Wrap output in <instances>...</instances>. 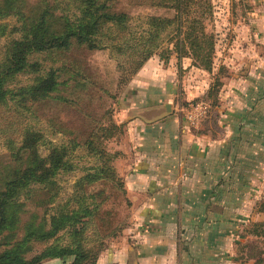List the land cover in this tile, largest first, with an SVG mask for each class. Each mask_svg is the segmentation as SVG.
Returning a JSON list of instances; mask_svg holds the SVG:
<instances>
[{"label":"crops","instance_id":"1","mask_svg":"<svg viewBox=\"0 0 264 264\" xmlns=\"http://www.w3.org/2000/svg\"><path fill=\"white\" fill-rule=\"evenodd\" d=\"M249 2L252 19L264 21V0ZM256 68L254 79L221 82L218 106L195 127L174 113V59L151 58L137 72L116 119L127 140L117 172L130 217L97 264H264V249L248 250L264 238L249 229L264 223L251 222L250 205L251 183H264V60Z\"/></svg>","mask_w":264,"mask_h":264},{"label":"rangeland","instance_id":"2","mask_svg":"<svg viewBox=\"0 0 264 264\" xmlns=\"http://www.w3.org/2000/svg\"><path fill=\"white\" fill-rule=\"evenodd\" d=\"M36 1L29 0L31 4ZM49 1L52 4L55 2L58 8L57 14L59 12L76 13L73 0ZM136 1L118 0L115 9L130 16L129 28L123 33L112 29L110 36L102 39V45L107 46L106 49L86 51L82 48H73L66 54L57 52L33 53L29 56L28 61L39 65V73H20L8 85L9 89L26 87L33 83L34 78L44 76L51 70L56 71L61 86L52 95V98H63L68 100V103L58 99H50L37 104L34 115L21 112V117L14 114V111H18L14 103H9L7 107L0 108V118L2 117L0 126H3V117L5 116L8 117L5 120L7 126H10L8 120L11 119L13 123L9 129L4 127L6 132L0 134V168L8 167V165L13 166V163L9 164L10 154L5 146V139L14 140L17 137V134L13 133L17 124L20 126V131L30 129L42 136V141L45 144L40 142L37 147L38 154L42 159L49 155L51 148L64 147L69 150L66 160L72 167L69 171H60L55 177L56 188L53 193L56 196L52 202L48 200V194L40 185L33 186L34 191L28 199L24 200L21 197L24 206L20 214V227H23L32 217H35L37 221L45 220L49 223L50 217L55 215L57 211L62 209L67 212L77 207L75 202L77 184L86 174L93 173L97 167L101 166L97 157L88 154L84 143L89 139L92 132L104 129L103 133L106 134L108 129V139L103 144L111 155L117 156L110 165L114 168L122 186L119 189L111 182L101 181L91 185H83L82 190V194L86 197L85 205L91 208L98 207V212L89 221L85 230L87 248H92V251L95 252L100 245L103 244L104 246L96 263H98L102 253H107L109 244L118 238L128 226L131 207V203L123 194L125 192L124 185L119 172H117V168L122 164V159H119L120 153L117 151L124 148L127 140L122 125L116 119L119 110L118 98L135 76L127 83L119 85L120 77H125V75H122L117 69L119 57L113 47L116 45L115 43L121 41V36L127 37L128 33L136 34V38L139 37L143 29L147 27L146 18L157 16L172 19L175 15L173 10L152 7L148 4L137 5ZM249 1L211 0L213 15L204 22L207 33L214 36L216 44L210 72L195 67L193 61L190 60L191 58L187 57L189 58L187 59L184 55L179 54L176 48V41L179 39L175 33L176 26L175 28L174 26L170 29L167 28L157 38L155 45L158 46L151 58L161 61L174 59L176 75L181 82L173 100L174 113L184 123L187 122L185 116L187 110L196 103H206L209 110L218 106L219 100L216 98V93L221 82L222 89L224 83L230 78L254 79V75L262 70V68L257 70L256 67L258 61L264 60V34L260 37L252 36L251 30L262 29V27L264 29V21L259 22L256 17H254L255 20L252 19L251 14L256 12L257 3L251 4ZM3 26L6 29L4 35L3 32H0V64L5 59L6 47L13 40L21 37L18 32L10 33L12 28L20 27L15 18H0V27ZM244 32L245 34H243ZM249 73L252 74L249 76ZM80 76L87 77L93 86L87 85L84 89L79 86L78 84L82 82ZM262 87V95H264V84ZM262 104L264 105V102ZM208 112L207 117L211 114L210 111ZM206 118L202 120L206 121ZM207 122L209 121L207 120ZM111 125L113 128L110 127ZM20 139L19 136V142ZM71 141L79 145L73 151H71L73 145ZM1 170L0 176L2 175ZM250 187V205H255V213L251 215V222H262L264 213L260 211V205L264 203V183H251ZM117 226H119V230L110 236L111 230ZM249 229L251 231L252 227L250 226ZM95 232L99 234L96 235ZM23 233L21 228L15 239H20ZM97 236L100 237L99 240H97ZM5 242L6 240L0 239L1 246ZM69 243L68 233L62 231L45 244L32 243L30 251L25 255L26 258H30L40 253L47 246L54 244L65 247ZM258 247L264 249V238H252L248 250L252 248L251 251L255 253ZM67 261L71 263L73 258H67ZM43 264L62 263L58 260H45ZM85 264L90 263L86 262Z\"/></svg>","mask_w":264,"mask_h":264},{"label":"trees","instance_id":"3","mask_svg":"<svg viewBox=\"0 0 264 264\" xmlns=\"http://www.w3.org/2000/svg\"><path fill=\"white\" fill-rule=\"evenodd\" d=\"M73 1L76 13L57 14L58 8L55 2L52 4L49 0H37L33 4L29 0H0V18H15L20 27L12 28L10 33L21 34L20 39L13 40L6 47L5 59L0 64V108L14 103L18 110L14 111V114L21 117V112L34 115L35 106L50 99L68 103V100L63 98H52L61 86L56 71L51 70L44 76L34 78L33 83L26 87L9 89L8 85L20 73H39V65L28 61L33 53L66 54L73 48H82L86 51L106 49L107 46L102 45V39L110 36L112 29L123 33L129 28L130 16L115 9L118 0ZM136 4L170 9L175 15L172 19L157 16L146 18L147 27L137 38L133 33H128L127 37L120 35L121 41L113 45L119 57L117 69L125 75L120 77L119 85L127 83L137 74L153 55L158 46L155 42L161 32L173 26L174 28L176 26L175 33L179 37L176 41L179 54L191 58L195 67L199 69L208 72L212 70L216 44L214 36L207 33L204 25V22L213 15L211 0H137ZM5 29V26L0 27L3 35ZM80 78L82 82L78 85L83 89L87 85L93 86L87 77L80 76ZM3 119L0 134L6 132L4 127L9 129L13 124L10 119L8 120L10 126H7L5 120L8 117L5 116ZM19 128L17 124L13 131L17 134L14 140L5 139V146L10 154L9 164L13 163V166L0 168L2 169L0 239L6 240L3 246L0 245V264H43L45 260H58L62 264L86 262L97 264V257L104 246L100 245L95 252L92 248H87L85 230L89 221L98 212V207L91 208L85 205L86 197L82 194V190L83 185L101 181L111 182L119 189L122 186L114 168L110 165L117 156L111 155L103 144L108 139V129L106 134L103 133L104 129L92 132L84 143L88 154L97 157L101 166L93 173L86 174L77 184L75 193L77 207L67 212L62 209L57 211L50 217L49 223L45 220L37 221L32 217L20 227V214L24 206L21 197L24 200L28 199L34 191L33 186L40 185L48 194V200L52 202L56 196L53 193L56 188L55 177L60 171H69L72 167L66 160L68 149L51 148L49 155L42 159L37 148L40 142H43L42 136L30 129L20 131ZM71 142H73L71 146L73 151L79 145L74 141ZM123 194L126 195V192ZM260 211L264 213V203L260 205ZM21 228L24 232L22 237L15 239ZM118 230L119 226L115 227L111 230L110 236ZM62 231L68 233L69 245L60 247L53 244L33 257L26 258L25 254L30 251L32 243L45 244ZM250 232L257 237L264 235V223H255ZM97 233L95 232L96 235ZM96 238L100 239L99 236ZM67 258H73V261L69 263Z\"/></svg>","mask_w":264,"mask_h":264},{"label":"built area","instance_id":"4","mask_svg":"<svg viewBox=\"0 0 264 264\" xmlns=\"http://www.w3.org/2000/svg\"><path fill=\"white\" fill-rule=\"evenodd\" d=\"M206 103H196L191 106L186 112V121L189 125L195 127L206 116L209 111Z\"/></svg>","mask_w":264,"mask_h":264}]
</instances>
